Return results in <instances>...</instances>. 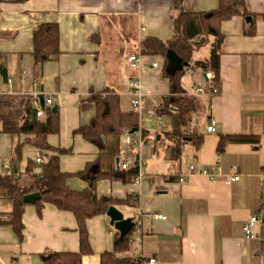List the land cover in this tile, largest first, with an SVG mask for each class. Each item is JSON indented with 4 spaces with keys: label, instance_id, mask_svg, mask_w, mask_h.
Listing matches in <instances>:
<instances>
[{
    "label": "crops",
    "instance_id": "1",
    "mask_svg": "<svg viewBox=\"0 0 264 264\" xmlns=\"http://www.w3.org/2000/svg\"><path fill=\"white\" fill-rule=\"evenodd\" d=\"M177 3L194 13L219 6V0H0V74L12 78L11 87L1 86L0 94L56 96L52 108L59 115V133L50 135L48 142L68 151L60 156L63 172L84 171L98 160L107 170L121 171L125 163L128 169L139 167L135 182L104 179L97 184L98 197H112L117 201L114 207L136 224L130 248L119 258L142 257L146 264H264V227L255 226L258 237L254 239L244 233L251 217L264 214V0H245L252 22L234 17L221 23L219 93L199 97L201 108L192 128L202 135V144H187V163L180 165L169 161L164 138L172 120L156 114L170 94L165 59L142 51L146 38L176 39ZM42 24L59 26L61 54L39 71L32 56L33 33ZM249 25L255 35H247ZM213 41L209 38L210 47ZM199 53L198 47L193 61H202L196 56ZM129 55L141 58L139 69L130 68ZM155 62L160 65L157 69L152 67ZM207 74L214 75L200 70L185 73L183 79L190 76L191 86L183 85L182 79L184 89L191 93L199 84L211 86ZM131 81L141 87L139 129L124 134L117 143L105 139L108 147L101 153L75 133L95 116L94 108L81 109V105L91 91L110 88L122 97L124 109L131 111ZM211 120L216 123L214 134L207 133ZM220 135L240 136L243 141L228 144L219 154ZM24 139L0 134V175L7 174L13 147ZM37 159L38 149L24 145L18 167L24 183L29 182L28 161ZM191 166L207 169L209 175L193 174L180 182V175ZM235 176L238 181H232ZM67 184L75 191L88 188L76 177ZM10 210L11 203L0 200V218ZM157 215L165 220L156 219ZM22 224V240L11 226L0 225L2 260L42 264L40 255L46 251L80 249L74 215L54 205H46L39 215L28 204ZM87 228L93 254L85 256L83 264H101L100 255L114 251L117 230L107 215L88 220Z\"/></svg>",
    "mask_w": 264,
    "mask_h": 264
},
{
    "label": "trees",
    "instance_id": "2",
    "mask_svg": "<svg viewBox=\"0 0 264 264\" xmlns=\"http://www.w3.org/2000/svg\"><path fill=\"white\" fill-rule=\"evenodd\" d=\"M175 8L178 10V15L174 18L176 39L162 41L146 38L142 41V51L145 55L162 56L167 63L166 54L169 50H173L189 64L188 68L175 76H169L164 72L170 84V94L164 97L163 103L156 110L157 116H167L172 120L170 130L164 132V138L168 143L169 161L180 165L185 146L191 144L199 147L203 138L192 128L195 116L200 111L201 102L199 97L189 95L182 85L186 70L214 73L212 88L218 89L220 58L224 42L220 25L234 17L247 18L251 14L246 8L245 0H219L218 8L207 13L186 12L180 3H177ZM249 26L251 29L247 35H255L254 26ZM211 37L214 41L211 44L209 58L204 61H193L192 55L195 49L203 45L201 42H208ZM60 54L59 26L40 25L33 33L32 56L35 68L40 71L45 63ZM40 105H44L42 101ZM85 108H94L95 116L88 125L81 126L75 133L95 145L101 153L108 147L104 142L105 139L112 138L117 143L124 134L139 129V113L134 110L126 111L122 97L110 88L100 92L91 91L81 105V109ZM58 133L59 115L52 107H45V114L39 118L31 96L0 94V134L10 135L16 140L25 137L23 141H17L13 147L10 160L11 173L0 175V200L11 203V210L0 218V225L11 226L22 240V216L25 206L28 205L24 198L27 195H40V198L32 203L39 215L49 204L60 211L74 215L80 244L78 252H44L40 255L42 264H83V258L93 254L87 228L88 220L107 215L109 208L117 203L112 197H98V182L104 179H119L123 183L135 182L139 176V167L121 171L107 170L98 160L87 165L84 171L75 174L63 172L60 156L68 151L52 147L48 142L50 135ZM241 141L243 138L240 136L220 135L218 153H223L228 144ZM26 144L38 149L39 159L43 161L40 165L37 164L40 168L39 174L35 173L36 162L28 161L25 174L28 183H24L18 169L22 160V150ZM75 177L85 181L88 188L83 191L71 189L67 182ZM134 231L135 228L123 239L117 232L114 251L103 252L100 255L101 264H135L134 259L117 256L129 250Z\"/></svg>",
    "mask_w": 264,
    "mask_h": 264
},
{
    "label": "built area",
    "instance_id": "3",
    "mask_svg": "<svg viewBox=\"0 0 264 264\" xmlns=\"http://www.w3.org/2000/svg\"><path fill=\"white\" fill-rule=\"evenodd\" d=\"M127 62L130 66L131 69L133 70H137L141 67L142 65V61L141 58L138 55H129L127 57ZM159 63L155 62L152 64L153 69H157L159 68ZM192 70L187 69L186 73H191ZM215 78L214 75L211 74H207V82L213 81V79ZM12 84V78L9 77L7 79H5L1 74H0V87L1 86H6V87H11ZM130 88H131V96H132V106H133V110L136 112H140L142 106H141V87L139 85L138 82L136 81H131L130 82ZM219 93V90L217 88H212V85L209 86L206 84V82L204 84H199L193 92L189 93V95L191 96H195V97H200V96H207V97H213L214 95H217ZM34 105L37 108V116L39 118L43 117V115L45 114V107H53L55 105L56 102V96L53 94H46V95H33L31 96ZM40 101L43 102L44 105H40ZM217 129H216V123L214 120H211L209 125L207 126V133L209 134H214L216 133ZM43 161L41 159H37L36 160V164L40 165ZM121 168L123 170H127L128 169V164L125 163L121 166ZM7 174H10L11 171L10 169L7 168ZM193 174H200V175H209V171L207 169H197L195 166H191L189 168V171L186 174H182L180 175V182H183L185 179H187L188 177H190ZM138 179V178H137ZM239 177L235 176L234 178H232V181H238ZM156 219H161V220H165V217L162 216H155ZM138 224V223H137ZM261 225L262 227H264V214L259 213L258 215H255L253 217H251V219L249 220V222L247 224H245L244 226V233L246 235V237L248 239H254L257 238V234L255 233V226L256 225ZM135 264H146V260L142 257H137L134 259ZM155 260H149L148 263H154Z\"/></svg>",
    "mask_w": 264,
    "mask_h": 264
},
{
    "label": "water",
    "instance_id": "4",
    "mask_svg": "<svg viewBox=\"0 0 264 264\" xmlns=\"http://www.w3.org/2000/svg\"><path fill=\"white\" fill-rule=\"evenodd\" d=\"M246 22H252L251 17L246 18ZM167 63L165 65V72L169 76H175L177 73L184 71L188 68L189 64L177 55V53L173 50H169L166 54ZM54 112H57V108H53ZM137 131H132L130 134H135ZM40 198V195L33 194L27 195L24 198L25 203L32 204L36 200ZM107 216L110 218L111 225L117 230L120 234V238H125L136 226L130 218H125L124 214L117 209L116 207L112 206L109 208L107 212Z\"/></svg>",
    "mask_w": 264,
    "mask_h": 264
},
{
    "label": "rangeland",
    "instance_id": "5",
    "mask_svg": "<svg viewBox=\"0 0 264 264\" xmlns=\"http://www.w3.org/2000/svg\"><path fill=\"white\" fill-rule=\"evenodd\" d=\"M210 48H211L210 47V42H207V43H204L203 45H201L199 47L200 53L196 55L197 58L199 60H202V61L205 60V59H207V58H209ZM183 85H185L187 87H190L191 86V78H190V76L186 75V78L183 79ZM15 143H16V141H15ZM187 149H188V146L185 149V152H186ZM182 161H183V163H187L186 162L187 160H186L185 153L183 154ZM0 264H11V263L8 262V261H6V260H4V259L2 260V258L0 257Z\"/></svg>",
    "mask_w": 264,
    "mask_h": 264
}]
</instances>
